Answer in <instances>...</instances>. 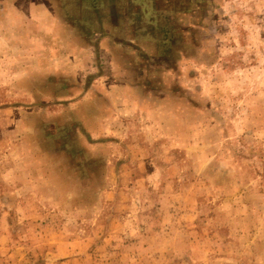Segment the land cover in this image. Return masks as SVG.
I'll return each mask as SVG.
<instances>
[{"label": "rangeland", "instance_id": "rangeland-1", "mask_svg": "<svg viewBox=\"0 0 264 264\" xmlns=\"http://www.w3.org/2000/svg\"><path fill=\"white\" fill-rule=\"evenodd\" d=\"M210 8L191 53L190 125L181 110L172 137L135 157L137 167L119 152L109 173L104 160L77 180L48 169L42 190L16 193L1 181L0 264H264V0ZM5 51L0 69L10 67ZM16 89L0 78L4 170L12 152H27L16 123L25 106L48 102Z\"/></svg>", "mask_w": 264, "mask_h": 264}, {"label": "crops", "instance_id": "crops-1", "mask_svg": "<svg viewBox=\"0 0 264 264\" xmlns=\"http://www.w3.org/2000/svg\"><path fill=\"white\" fill-rule=\"evenodd\" d=\"M212 2L0 0V49L10 54L0 78L15 80L14 93L48 101L25 106L16 122L26 128L27 152L11 153V169L0 166L1 185L42 190L46 170L77 180L96 160L109 173L119 152L137 167L135 157L172 137L181 110L189 126L199 63L191 53L199 55L211 26Z\"/></svg>", "mask_w": 264, "mask_h": 264}]
</instances>
